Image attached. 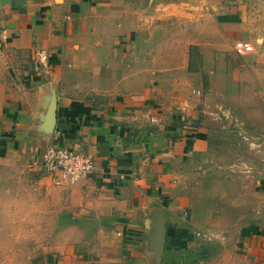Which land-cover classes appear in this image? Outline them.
<instances>
[{
	"label": "crops",
	"instance_id": "0c3cea01",
	"mask_svg": "<svg viewBox=\"0 0 264 264\" xmlns=\"http://www.w3.org/2000/svg\"><path fill=\"white\" fill-rule=\"evenodd\" d=\"M67 73L87 84L71 79L49 96ZM96 76L109 84L102 100ZM242 123L264 131V0H0V264H107L110 246L145 257L161 228L168 264H189L207 227L189 182H237L220 191L238 210L219 229L227 263L264 264V170L244 187L184 169L215 129ZM51 144L93 163L66 189L91 208L86 230L58 227L62 188L33 213L28 183L4 182L27 167L42 192L52 187ZM52 231L54 248L34 254Z\"/></svg>",
	"mask_w": 264,
	"mask_h": 264
},
{
	"label": "rangeland",
	"instance_id": "374dc122",
	"mask_svg": "<svg viewBox=\"0 0 264 264\" xmlns=\"http://www.w3.org/2000/svg\"><path fill=\"white\" fill-rule=\"evenodd\" d=\"M70 68V67H68ZM67 68V71L70 69ZM77 80L83 84H87L85 82V75L76 76ZM105 78V77H104ZM103 76H96L95 82L89 85L96 86V94H100V100L104 98L103 93L106 90H103L105 87L108 88L109 84L104 81ZM72 79L73 82H77L74 80L70 73H67L63 76V79H59L58 84L55 88V91L52 90L48 92L49 96L55 94L57 95L60 90V84L70 82ZM91 80L93 77L91 76ZM18 82L15 81V84ZM99 90V91H97ZM54 93V94H53ZM81 96V95H80ZM93 91L91 94L83 93L81 99H92ZM47 112V129L48 125H51L50 120L52 118V109H50V102L46 106ZM226 127H222L220 129H215V132L212 138L209 140V150L204 152L203 154H197L188 158L184 162V169L186 173L193 174H203V178L211 179V178H236L243 180L244 182H239L244 187L250 186L253 187L254 181L259 178V175L264 170V131H261L255 127H253L249 123H242L241 128H235L231 124H225ZM92 163V161H91ZM93 164V163H92ZM31 168V166H30ZM92 171V170H91ZM6 171L0 168V174L5 178ZM15 176L13 178H9L8 181L4 182H27L28 189L22 188L23 196H30L35 201L32 205H28L30 212H37V200L39 197L46 198L45 203L48 202L47 197L51 198L49 200L50 203H53L54 196L57 197L58 191L52 186L54 185L57 188H62L61 193V201L63 204V209L61 213V221L58 224V227L63 226V230L65 225L69 223H75L78 225H83V229H85V225L93 226L95 222L88 220L87 218L91 215L90 211L85 207L84 199L81 197L76 201L75 204H72V200L69 198L68 193H66L67 186L73 182H53L50 183V186L47 187L42 192L40 185L46 183H39V179L41 178L40 173L34 170H29L25 167L24 170L14 173ZM190 186L195 188L193 190V202L197 207V215L198 219L205 224L207 227H200L196 232L195 246L197 249L193 250L191 254L185 259L189 264H228L227 262L231 261L230 253L225 251V245L221 241V234L224 235L225 226L223 229L219 230L222 226V222L229 223L233 214L238 211L236 207L228 201L226 195H221V190H229L231 191L230 183L237 182H189ZM22 184V183H21ZM62 186V187H61ZM40 189L38 190V188ZM54 189L53 191H50ZM59 189V190H60ZM235 189V188H234ZM242 206V205H240ZM51 210L53 209V205H50ZM73 207V208H70ZM77 207V209L75 208ZM75 208V209H74ZM243 208V207H240ZM75 214V215H74ZM52 222V221H51ZM200 222V223H201ZM61 223V224H60ZM196 231V230H195ZM36 232H38L36 230ZM65 231H63L64 233ZM63 236V242H69L71 237L67 235ZM88 238H91V229L88 232ZM162 245L158 248L157 240L153 243V250L151 248V252L147 253L145 257H137V256H126L122 249L121 251H117L113 246H110V252L107 255L108 262L107 264H168L170 261L169 254L171 250L164 249V240L165 237L162 235ZM47 242H44L45 240ZM44 245L39 246L34 250V254L42 252L49 254L51 249L54 248L53 242V231L50 235H45L44 237ZM207 239L208 241H205ZM39 241V240H38ZM37 241V242H38ZM42 241V240H41ZM38 242L37 244L41 243ZM202 241V243H200ZM44 250V251H43ZM149 250V248H148ZM99 258V257H98ZM98 261V260H97Z\"/></svg>",
	"mask_w": 264,
	"mask_h": 264
},
{
	"label": "built area",
	"instance_id": "2783aa9c",
	"mask_svg": "<svg viewBox=\"0 0 264 264\" xmlns=\"http://www.w3.org/2000/svg\"><path fill=\"white\" fill-rule=\"evenodd\" d=\"M42 162L45 170L52 173L60 171L59 183L84 178L93 169L90 158L63 145H49L42 154Z\"/></svg>",
	"mask_w": 264,
	"mask_h": 264
},
{
	"label": "water",
	"instance_id": "95a60500",
	"mask_svg": "<svg viewBox=\"0 0 264 264\" xmlns=\"http://www.w3.org/2000/svg\"><path fill=\"white\" fill-rule=\"evenodd\" d=\"M162 235L164 236V231H163V229L161 228L160 229V231H159V233L157 234V238H156V242H157V245H158V248H160V246L162 245Z\"/></svg>",
	"mask_w": 264,
	"mask_h": 264
}]
</instances>
